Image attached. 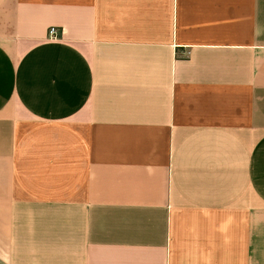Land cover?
<instances>
[{
    "label": "crops",
    "instance_id": "obj_1",
    "mask_svg": "<svg viewBox=\"0 0 264 264\" xmlns=\"http://www.w3.org/2000/svg\"><path fill=\"white\" fill-rule=\"evenodd\" d=\"M0 264H264V0H0Z\"/></svg>",
    "mask_w": 264,
    "mask_h": 264
},
{
    "label": "built area",
    "instance_id": "obj_2",
    "mask_svg": "<svg viewBox=\"0 0 264 264\" xmlns=\"http://www.w3.org/2000/svg\"><path fill=\"white\" fill-rule=\"evenodd\" d=\"M58 29L56 27H49L47 31V36L51 39H56V33Z\"/></svg>",
    "mask_w": 264,
    "mask_h": 264
}]
</instances>
